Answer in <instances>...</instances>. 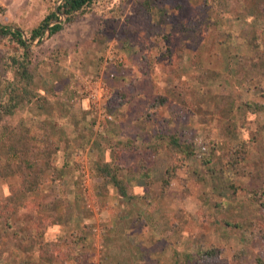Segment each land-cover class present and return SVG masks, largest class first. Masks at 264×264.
<instances>
[{"label":"rangeland","instance_id":"rangeland-1","mask_svg":"<svg viewBox=\"0 0 264 264\" xmlns=\"http://www.w3.org/2000/svg\"><path fill=\"white\" fill-rule=\"evenodd\" d=\"M61 1L0 0L28 46L0 37L2 97L23 101L0 122V205H21L0 211V264L264 262V0H99L31 40ZM19 56L27 95L13 89ZM94 80L111 120L89 109ZM22 135L47 138L42 173L9 148ZM106 162L119 183L98 174Z\"/></svg>","mask_w":264,"mask_h":264},{"label":"trees","instance_id":"trees-1","mask_svg":"<svg viewBox=\"0 0 264 264\" xmlns=\"http://www.w3.org/2000/svg\"><path fill=\"white\" fill-rule=\"evenodd\" d=\"M99 0H62L61 3L57 6L56 10H52L49 14H47L44 19L32 30L30 34V39L35 40L41 38L43 33L48 30L50 34L55 33L58 31V29L61 28V25L59 23L50 24L53 20H58L60 14H63L65 16V19L67 21H71L75 18L76 15H84L88 11H90V8L93 5H96ZM10 37L14 39L19 45L22 47H28L25 43V40L22 38L21 32L19 29L17 30H11L8 27H5L4 25L0 24V37ZM27 50V49H26ZM25 50V51H26ZM28 62L24 58H14L12 57L10 66L12 64L13 67L17 65V72H18V78L16 80L17 84L13 87V89L20 88L23 90V93L27 95L28 87L30 86L32 82V69L27 64ZM3 81L6 82L5 78H0V122L5 119L6 116H10L15 109L18 108L22 102L17 98L19 94H12L8 92L3 97V93L6 90V84L3 83ZM16 98V100H15ZM166 97L161 99H156L155 102L152 103L151 106L158 107L161 104H163L166 101ZM151 117V115H149ZM5 130L8 133H12V130H9L8 127L5 125ZM13 134V133H12ZM169 137V140L174 144L178 145L180 144V139L176 136V133L173 132L170 135H167ZM21 140L24 144L20 143L18 140L19 138H13V141H11V144L9 145V148H17L19 151V160L22 164V166H25V169L35 171V174L42 173V170L39 167H33L34 161L37 160L38 157L42 156V153L39 151L38 143L41 141V143L46 142L47 138H42L39 140L38 138H35L30 135H22L20 136ZM25 138V140H23ZM52 144V148H54V151L56 150L55 144ZM242 151V149H241ZM245 151V148H243V153ZM242 154L241 152H239ZM208 162V160H206ZM120 167V164L112 165L109 162L104 163L103 165H100L97 167L98 174L100 177H103L107 180L114 181L115 183H119V180L116 178V170ZM172 167V166H171ZM172 169H170L171 171ZM37 171V172H36ZM36 174V175H37ZM261 192V191H260ZM14 197H10V195L7 197L9 201L5 204L0 205V211H2L7 218H11L12 215L17 211L18 208L21 207V205L16 206L14 202H12V199ZM9 210V211H7ZM208 254V253H207ZM211 255V254H210ZM256 264H264L263 261L258 260Z\"/></svg>","mask_w":264,"mask_h":264},{"label":"crops","instance_id":"crops-1","mask_svg":"<svg viewBox=\"0 0 264 264\" xmlns=\"http://www.w3.org/2000/svg\"><path fill=\"white\" fill-rule=\"evenodd\" d=\"M225 65H226V62H225V64H224V67H225ZM235 67H236V65H235ZM221 71V70H220ZM187 78H190V77H187ZM185 82V81H184ZM84 111H86V110H84ZM76 137V136H75ZM75 137H63V138H61L62 140H64L65 142H64V144H63V147H64V149L66 148V149H71V148H74L75 146ZM82 137V136H81ZM105 149H107L106 147H104ZM87 154V153H86ZM58 155H60V153H58ZM110 155H112V153H111V151H110ZM66 160H67V162H68V165H70V161H69V159H67L66 158ZM71 168V171L73 170V168L72 167H70ZM70 171V172H71ZM66 177H67V179H66ZM71 177H72V180H71ZM63 179V180H62ZM62 179H59V180H62V182L63 183H65V184H67V185H69V186H76V184L74 183V181H73V179H75V177H73V173L72 174H70V175H66L65 177H63ZM62 228V227H61ZM60 229V228H59ZM59 229H54L55 230V234H56V232H58L59 231ZM49 233V232H48ZM52 233H54L53 231L50 233L51 235H52ZM49 234V235H50ZM45 238H47V237H45ZM153 247V244H151V246H150V248H152ZM171 247L170 246H168V247H166V246H163V248H160V247H158L157 248V251H156V253H153V255L155 256V257H160V258H162V257H164L163 255L164 254H166V253H171ZM7 251V250H6ZM8 252V251H7ZM8 253H10L11 255H15V253L16 254H19L20 256L21 255H23L24 257H28L27 255H24L22 252H19V253H17L16 252V250H15V248H13V247H10L9 248V252ZM122 253L124 254V252H123V250H122ZM33 262L35 261V262H37V259L36 258H34V257H32V259H31ZM38 263V262H37ZM45 264H48V263H45ZM55 264V263H54ZM158 264H170V263H159L158 262Z\"/></svg>","mask_w":264,"mask_h":264},{"label":"built area","instance_id":"built-area-1","mask_svg":"<svg viewBox=\"0 0 264 264\" xmlns=\"http://www.w3.org/2000/svg\"><path fill=\"white\" fill-rule=\"evenodd\" d=\"M95 83H97L98 86L90 90L89 98L91 99L93 107L89 106V109H93L96 113H98V115L103 113V116L105 118H107V120H109V119L111 120L112 116L106 114L105 109L101 105L102 104V98L101 97L105 96V98H106V96H107L106 88L100 86L103 84H101V82H99V81H95ZM100 125H101V123H100L99 119H97L96 123H95V127H99ZM100 129H101V127H100Z\"/></svg>","mask_w":264,"mask_h":264}]
</instances>
